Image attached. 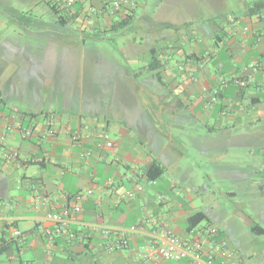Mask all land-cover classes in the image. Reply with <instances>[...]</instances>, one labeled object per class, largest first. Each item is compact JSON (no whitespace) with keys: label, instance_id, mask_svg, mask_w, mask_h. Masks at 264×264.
Segmentation results:
<instances>
[{"label":"crops","instance_id":"obj_1","mask_svg":"<svg viewBox=\"0 0 264 264\" xmlns=\"http://www.w3.org/2000/svg\"><path fill=\"white\" fill-rule=\"evenodd\" d=\"M147 1L128 0L114 9L111 0H74L70 17L58 18L64 28L60 35L33 30L37 24L44 29L41 21L19 9L9 11L30 41L3 38L8 52L21 60L0 68V264H191L164 260L145 245L154 218L189 239V216L198 211L208 216L197 205L200 188L194 185L203 162L215 168L205 173L210 180L221 175L234 183L252 182L254 200L264 198V9L247 14L264 0H159L164 8L159 15H139ZM29 2L30 13L50 9L46 0ZM219 5L225 6L221 14ZM136 19L148 24L153 40L156 34L165 40L163 46L148 47L150 57L138 72L123 64L108 67L112 72L120 66L117 75L123 79L92 72L88 97L53 88L47 62L57 44L84 45L122 20ZM196 20L202 21L199 27L182 32ZM153 53L159 59L155 71L149 66ZM150 79L161 87L148 88L145 98ZM100 86L112 89L100 92ZM154 163L163 173L149 184L147 171ZM138 184L145 189L126 198ZM78 193L87 198L76 201ZM77 205L82 210L67 233L47 219ZM255 209L254 216H240L256 235L255 253H245L232 238L234 222L216 223L245 264H253L254 255L264 264V239L257 238L264 233L253 230L264 228L258 221L264 219V206ZM103 224L138 230L129 246L118 248L113 234L96 229ZM12 225L22 237L13 235Z\"/></svg>","mask_w":264,"mask_h":264},{"label":"rangeland","instance_id":"obj_2","mask_svg":"<svg viewBox=\"0 0 264 264\" xmlns=\"http://www.w3.org/2000/svg\"><path fill=\"white\" fill-rule=\"evenodd\" d=\"M29 1L30 0H0V68H2L5 63L12 61L13 58L17 57L16 59L21 60V57L15 55L16 53H14V51L8 52L6 46L3 44V38L5 36L7 38L15 36L17 40L24 42L30 41L27 35H25L24 26L13 21L15 16H12L9 12L12 8L19 9L26 16H31L30 19L32 21H41L44 29L40 28L37 24L33 30H41L46 35L52 31L59 34L61 33L59 30H64L58 22V16L51 9L44 8L45 6H43V8H38H41V12L38 13L37 10L34 9L33 12L30 13L29 11L32 5ZM163 9L159 0H148L146 11L139 9L138 14L146 13L149 16H153L154 14L159 15ZM224 10L225 6L219 5L217 12L221 14ZM213 13L215 12L212 11L211 15ZM201 22V20L194 21L191 27H185L182 32H193L197 26L199 27L200 24H202ZM166 31H168V29H165V32ZM13 33L14 35H10ZM19 33H21L22 36L20 39H18L19 36H17ZM155 37L158 39L153 40V34L149 31L148 24L145 21L136 19L129 22L125 28L108 31L100 39L86 40L84 45L82 42H79V44L75 43L73 46L57 44L55 48H53L54 51L52 55L49 56V61L47 62V65L51 66L48 72L52 75L53 82L56 85L53 88L58 91L68 90L71 96L88 97L89 92L93 90L88 86L90 73H101L102 77L114 78L112 74H120V66L113 67L114 69L112 72L108 67L117 64L128 65L133 71L138 72L142 64L145 63L144 61L148 60L150 57L148 47L152 45L163 46L165 43V40L161 39L158 34H156ZM42 41L45 43L47 40L43 39ZM37 45V43L35 45L32 44V46L30 45L28 50H32L35 46L37 47ZM22 61L25 62V59L23 58ZM93 64L97 65V71L92 70L93 67L91 66H93ZM19 75L20 78L21 75L26 78L25 73L20 72ZM9 76H12L11 73H9ZM25 78L21 79L24 80ZM116 78L120 79L122 77L117 75ZM150 80L151 81L146 82V88L142 92L145 98L149 94L147 91L148 88L149 90H156L158 86H160L157 80ZM66 85L71 86L67 87ZM124 88L123 85H120L118 89L124 90ZM109 89L112 88L100 86L97 87L96 90L106 92ZM226 169L227 168H222V171ZM207 170L214 172L215 168L207 162H203L199 174L196 175V182L194 183L196 187L200 188L196 195L197 205L208 213L207 218L202 224L205 225L211 222L225 227L228 223L233 225L232 222H234L237 227V232L236 235L235 232L232 234V238L235 240L237 239V242L243 246L241 249H244L243 251H245V253L257 252L258 250L254 247V238H256V235L242 224L240 216L246 213L252 216L257 213L255 206H264V198L258 195V199L254 200V190L256 191V189H254V183L252 182L234 183L228 181L226 177L221 175H215L213 180H210L205 176ZM230 191H236L237 196L232 198L228 194ZM258 221L264 226L263 218L258 219ZM257 238L263 240L264 236L257 235ZM252 262L253 264H261V262L257 261L256 255L252 257L251 263Z\"/></svg>","mask_w":264,"mask_h":264},{"label":"built area","instance_id":"obj_3","mask_svg":"<svg viewBox=\"0 0 264 264\" xmlns=\"http://www.w3.org/2000/svg\"><path fill=\"white\" fill-rule=\"evenodd\" d=\"M59 4L67 12L73 8L74 0H53ZM128 0H111L110 7L120 8ZM245 83V82H243ZM77 139V137H75ZM112 145V142H108ZM86 155V153H83ZM149 184L153 180H148ZM145 186L138 184L134 188L129 189L125 196L132 198L137 192L143 191ZM91 192V191H89ZM88 194L78 193L75 196L76 201L82 202L87 198ZM1 208V203H0ZM82 208L80 205L74 207L73 211L64 213H50L47 219L56 222L62 232H68V226L73 221V216L79 214ZM152 230L148 234L145 250L148 253L156 252L161 258L168 261H181L188 259L191 264H245V258L234 248L231 247L229 239L224 235L220 226L207 223L205 225L195 226L191 229V238L182 239L178 237L163 221L154 218ZM86 227L89 226L86 224ZM96 229L104 235L113 234L116 238L115 245L118 248L129 246V237L138 230V226L129 229L116 230L103 225H95ZM13 235L22 237V231L11 226ZM73 235V234H71ZM85 236V235H84ZM86 237V236H85Z\"/></svg>","mask_w":264,"mask_h":264},{"label":"trees","instance_id":"obj_4","mask_svg":"<svg viewBox=\"0 0 264 264\" xmlns=\"http://www.w3.org/2000/svg\"><path fill=\"white\" fill-rule=\"evenodd\" d=\"M46 3L49 5L50 9L58 16L59 21L62 22L64 20H66L67 17H70V15H68L69 13L72 12V10L70 12H67L65 9H63L59 4H56L53 0H46ZM74 5V3H73ZM264 9V2L259 1V2H255L253 5H251L247 11V14L249 15H253L255 14L257 11L263 10ZM128 20H122L121 22H119L118 24H115L112 28V30H119L123 27H125L126 25H128ZM167 27H172L170 24H166ZM159 59L157 58V55H155V53L152 54V59L150 62V69L155 71L157 69V65H158ZM158 74V73H156ZM163 173V168L154 163L150 166V168L147 171V176L149 179L151 180H155L157 179L161 174ZM207 218V215L202 212V211H198L193 213L191 216H189V229H192L193 227L199 225L201 222H203L205 219ZM253 230L258 231L259 233H264V228H262L259 225H255L253 226Z\"/></svg>","mask_w":264,"mask_h":264}]
</instances>
